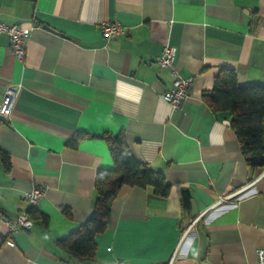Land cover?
<instances>
[{
	"label": "crops",
	"instance_id": "1",
	"mask_svg": "<svg viewBox=\"0 0 264 264\" xmlns=\"http://www.w3.org/2000/svg\"><path fill=\"white\" fill-rule=\"evenodd\" d=\"M0 21L30 28L22 62L0 33V104L15 90L0 116V264H257L264 167L247 165L202 92L223 68L239 86L264 85V0H0ZM102 21L125 34L105 38ZM165 44L192 79L178 110L160 98L173 80L157 64ZM77 132L88 136L73 142ZM104 133H122L170 192L123 186L95 257L82 261L58 241L90 216L96 173L113 167ZM33 186L43 189L33 225L10 232Z\"/></svg>",
	"mask_w": 264,
	"mask_h": 264
},
{
	"label": "trees",
	"instance_id": "2",
	"mask_svg": "<svg viewBox=\"0 0 264 264\" xmlns=\"http://www.w3.org/2000/svg\"><path fill=\"white\" fill-rule=\"evenodd\" d=\"M202 99L215 115L229 119L247 165L264 167V85L239 86L235 71L223 68L215 77L211 90L202 92ZM85 136L88 134L77 132L73 142ZM98 137L105 141L113 167L101 168L96 173V198L90 216L78 229L58 241L64 252L82 261L95 257V237L106 231L111 204L123 186L150 187L161 198L170 192L163 174L129 152L122 133H104ZM0 156L8 165L9 157L3 152ZM189 200V191L184 189L181 197L184 209L189 208ZM32 209L27 208V213Z\"/></svg>",
	"mask_w": 264,
	"mask_h": 264
},
{
	"label": "built area",
	"instance_id": "3",
	"mask_svg": "<svg viewBox=\"0 0 264 264\" xmlns=\"http://www.w3.org/2000/svg\"><path fill=\"white\" fill-rule=\"evenodd\" d=\"M102 35L109 39L125 34L126 30L119 22L102 21L99 23ZM0 33H5L9 39L10 49L14 57L22 62L25 59L26 44L30 33L29 27H23L18 24H5L0 21ZM175 49L169 44H165L162 48L161 55L157 59L160 68H169L173 76L172 83L169 88L165 89L160 98L166 102L172 110H178L184 104L189 96V89L192 82L191 78H184L178 75L174 67ZM15 90L13 87L8 88L3 96L0 104V116H4L10 110ZM43 193V189L33 186L25 193L24 200L29 208L34 207L39 197ZM33 225L27 211H21L20 214L12 222H9L8 228L10 232L19 229H29ZM6 244L13 246L12 240H7ZM257 264H264V246L256 251Z\"/></svg>",
	"mask_w": 264,
	"mask_h": 264
},
{
	"label": "water",
	"instance_id": "4",
	"mask_svg": "<svg viewBox=\"0 0 264 264\" xmlns=\"http://www.w3.org/2000/svg\"><path fill=\"white\" fill-rule=\"evenodd\" d=\"M46 28L49 29V30H51V31H53V32H55V33H57L55 30H52L51 28H49L47 26H46Z\"/></svg>",
	"mask_w": 264,
	"mask_h": 264
}]
</instances>
